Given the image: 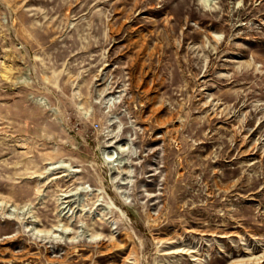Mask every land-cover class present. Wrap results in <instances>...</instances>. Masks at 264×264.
<instances>
[{"label": "rangeland", "instance_id": "obj_1", "mask_svg": "<svg viewBox=\"0 0 264 264\" xmlns=\"http://www.w3.org/2000/svg\"><path fill=\"white\" fill-rule=\"evenodd\" d=\"M0 264H264V0H0Z\"/></svg>", "mask_w": 264, "mask_h": 264}, {"label": "bare ground", "instance_id": "obj_2", "mask_svg": "<svg viewBox=\"0 0 264 264\" xmlns=\"http://www.w3.org/2000/svg\"><path fill=\"white\" fill-rule=\"evenodd\" d=\"M209 2V1H208ZM146 131V130H145ZM119 135V134H118ZM115 138V137H114ZM114 140V139H113ZM115 141V140H114ZM119 142V141H118ZM114 143V142H113ZM120 144V143H119ZM150 152V151H149ZM122 155V154H121ZM124 158V157H123ZM123 167V166H122ZM119 181V180H118ZM11 211H12V209H11Z\"/></svg>", "mask_w": 264, "mask_h": 264}]
</instances>
